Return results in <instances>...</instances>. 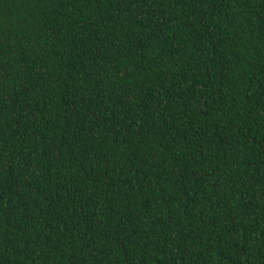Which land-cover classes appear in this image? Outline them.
<instances>
[{
	"label": "trees",
	"instance_id": "trees-1",
	"mask_svg": "<svg viewBox=\"0 0 264 264\" xmlns=\"http://www.w3.org/2000/svg\"><path fill=\"white\" fill-rule=\"evenodd\" d=\"M0 264H264V0H0Z\"/></svg>",
	"mask_w": 264,
	"mask_h": 264
}]
</instances>
